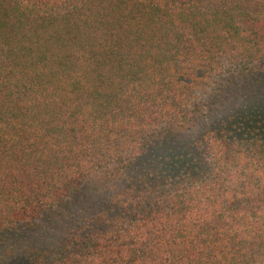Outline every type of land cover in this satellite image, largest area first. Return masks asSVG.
Segmentation results:
<instances>
[{
    "label": "trees",
    "instance_id": "trees-1",
    "mask_svg": "<svg viewBox=\"0 0 264 264\" xmlns=\"http://www.w3.org/2000/svg\"><path fill=\"white\" fill-rule=\"evenodd\" d=\"M260 73L264 0H0V264H264Z\"/></svg>",
    "mask_w": 264,
    "mask_h": 264
},
{
    "label": "rangeland",
    "instance_id": "rangeland-1",
    "mask_svg": "<svg viewBox=\"0 0 264 264\" xmlns=\"http://www.w3.org/2000/svg\"><path fill=\"white\" fill-rule=\"evenodd\" d=\"M259 78H261V73L258 74V76L255 77L254 80L252 81V83H251L252 89L251 90H252V93H253V91L255 92V96L257 98V101H262L264 99V92L261 93L259 90V84H256V83H258ZM244 85L245 84H242V88H240L241 89L240 91L243 90L242 95H241L243 99H241L240 103H242L245 100L244 96L248 94L247 92H244ZM210 121H211V118H209V117L204 118L203 123L201 125L206 127L207 125L210 124ZM54 216L55 215L50 216L49 218L52 220ZM49 222H50V220L48 221V218H45L43 220V222H41L40 226L37 229H31V228L20 229L19 241H17L14 245H12V247L8 246L9 252H12L9 255H11L12 258L23 255L24 254L22 252L24 249L23 247H26V248L30 247L29 244L31 243V241L33 243L36 242L37 245H39V244L45 245V244L50 243L52 240H56V239L61 238L62 234H63V228H61V226H59L60 224H57L56 222H54V223H49ZM47 225H48V227H47ZM1 249L2 248H0V250ZM2 250H4V249H2Z\"/></svg>",
    "mask_w": 264,
    "mask_h": 264
}]
</instances>
